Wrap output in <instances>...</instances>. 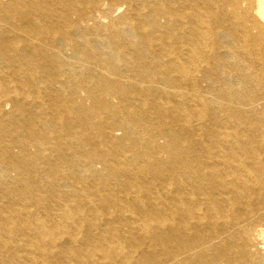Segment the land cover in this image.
Listing matches in <instances>:
<instances>
[{
  "label": "bare ground",
  "instance_id": "bare-ground-1",
  "mask_svg": "<svg viewBox=\"0 0 264 264\" xmlns=\"http://www.w3.org/2000/svg\"><path fill=\"white\" fill-rule=\"evenodd\" d=\"M0 264H264V0H0Z\"/></svg>",
  "mask_w": 264,
  "mask_h": 264
}]
</instances>
